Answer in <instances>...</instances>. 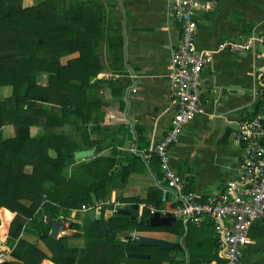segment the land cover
Returning <instances> with one entry per match:
<instances>
[{"label": "crops", "instance_id": "crops-1", "mask_svg": "<svg viewBox=\"0 0 264 264\" xmlns=\"http://www.w3.org/2000/svg\"><path fill=\"white\" fill-rule=\"evenodd\" d=\"M46 1L48 0H23L22 6L28 8ZM91 1L93 5L89 6V31L85 32L84 25L78 22L74 26V32L79 39L80 35L88 36V44L94 54L88 60H83L80 50L86 49L88 45L82 46V42L76 41L72 52L60 58L59 65L66 67L72 63L75 84L80 82L77 72L81 64L90 63L95 67L98 62L102 67L97 75L89 79L91 85L98 79V86L87 91L89 103H99L101 106L91 113L98 121H91L85 127H108L112 131L108 133L102 129V133L107 138H112L113 145L142 158L143 164L139 162L135 165L125 189H111L112 195H121L122 201L136 210L133 218L138 221L143 208L147 209L144 205L159 209H171L173 206L174 198L166 190L161 168L155 161L152 165L150 163L155 154L150 153L149 149L167 133L176 111L173 103L174 87L168 80L167 73L171 53L180 37L181 25L169 15L173 0ZM216 1L215 9L199 7L194 17L197 51H212L211 61L204 67L199 79L203 112L185 123L178 141L169 150L170 167L183 179L186 191L196 193L200 201L224 192L228 188L227 181L241 178L244 147L236 137L239 123L264 110V83L260 81L261 76L256 71L264 68V53H260L258 48L254 52L236 53L215 50L223 40L248 36L253 30L258 32L261 29L264 33V0ZM83 4L84 0H58L59 8ZM79 58L83 60L82 63ZM48 79V73L42 72L37 75L36 83L46 87ZM10 95V87L1 88L0 99L6 100ZM72 116L73 114L69 115ZM78 122L77 125L68 124L72 129L74 127L73 134H81V121ZM8 126L11 125L0 129L1 140L14 137L15 131L11 134ZM114 126L118 128L113 130ZM122 126L128 131L119 130ZM44 133V129L40 127L30 128L32 138ZM78 136L73 137L78 141ZM98 139L97 133L90 134V140ZM96 147L97 144L92 148L77 149L75 152L91 150L92 154L82 159L74 156L75 161L110 156L111 149L106 148L96 153ZM149 198L152 199L151 203H148ZM89 211L79 212L84 216ZM75 215L76 211H72L68 219L71 226L61 234L62 237H67L69 247L83 248L82 233L72 228L73 222H81ZM1 219L6 223L4 231L7 233L8 223L4 218ZM186 228L184 225L185 231ZM130 232L143 235L136 230L128 231ZM190 232L188 244L185 241L186 232L183 236H177L161 230L157 235L149 237L173 243L171 249L180 244L182 251L179 250L175 257L185 259L187 264L190 255L195 260L201 259V264L209 261L217 264L220 255L212 224L204 222L200 226L195 225ZM247 237L248 242L243 247L240 264H264V221L250 222Z\"/></svg>", "mask_w": 264, "mask_h": 264}, {"label": "trees", "instance_id": "trees-1", "mask_svg": "<svg viewBox=\"0 0 264 264\" xmlns=\"http://www.w3.org/2000/svg\"><path fill=\"white\" fill-rule=\"evenodd\" d=\"M22 1L0 0V90L5 86L11 88L10 97L0 99V129L5 125L15 129L14 137L0 139V214L7 223L13 218L6 239L12 260L7 264H41L43 260H49L45 264H187L185 259L175 257L182 251L180 244L165 250L141 246L135 240L123 243L116 233L157 228L177 236L186 232L188 244L190 230L195 227L192 222L183 224L176 219L170 225L153 227L145 223L149 211L143 208L137 221L132 206L124 208L130 214L116 212L107 220H103V215L97 219L94 214L82 216L79 212L83 204L113 199L111 189L123 191L135 165L143 161L139 155L113 145L102 128L85 127L98 121L91 113L101 107L99 103H89L87 98V91L98 86V79L93 85L89 83L90 77L102 68L98 62L95 67L90 63L79 66L78 84L73 83L72 63L66 67L59 65L60 58L72 52L76 41L88 45L80 50L83 60L94 54L88 36L80 35L79 39L74 32L78 22L84 25L85 32L89 31L92 1L84 0L85 4L70 8H59L58 0L24 8ZM42 72L49 76L46 87L36 83ZM70 114L75 118L69 117ZM78 121L81 134H73L74 127L68 124L77 125ZM33 126L44 129V135L32 138ZM119 130L128 131L124 126ZM95 133L99 139L90 140V134ZM76 135H80L78 141L83 143L74 139ZM95 144L96 153L109 148L110 156L75 161L77 149L92 148ZM154 161L160 167L155 155L150 159L151 165ZM26 167L31 168L30 172L25 171ZM114 199L122 201L121 195ZM151 202L152 199L148 203ZM72 211L82 222H73L72 228L82 233L83 248L69 247L66 236L55 239L49 235L46 217L67 221ZM101 221L109 224L106 237L100 236ZM25 226L36 232V243L22 236ZM135 253H147L149 257L138 258ZM221 262L219 257L217 264ZM201 263V259L195 260L190 255L188 264Z\"/></svg>", "mask_w": 264, "mask_h": 264}, {"label": "built area", "instance_id": "built-area-1", "mask_svg": "<svg viewBox=\"0 0 264 264\" xmlns=\"http://www.w3.org/2000/svg\"><path fill=\"white\" fill-rule=\"evenodd\" d=\"M199 7L215 9L217 1L173 0L169 7V15L181 25L180 37L171 53L167 73V78L174 87L173 103L176 111L167 133L150 147L149 152L157 156L166 190L172 193L174 201L171 209L144 206L150 215L159 213L161 216H171L184 224L192 222L200 226L204 222H210L221 264H240L243 247L248 242L249 223L264 221V110L239 123L236 137L244 147L243 173L240 179L227 181L228 188L224 192L200 201L196 193L186 191L183 179L169 165V150L178 141L185 123L203 112L199 79L202 70L211 61L212 51L199 52L196 49L194 17ZM263 43L264 36L253 30L248 36L219 42L215 50L254 52L256 46ZM256 71L261 76L260 81L264 83V68ZM126 206L127 203L118 199H98L93 204H83L81 210L93 211L96 218H101L105 209L108 215L103 218L108 219ZM11 220L8 221V227ZM137 237L136 232L126 235L116 233V238L123 243ZM4 251L10 253L11 249L4 246ZM4 251L0 252V257L4 255Z\"/></svg>", "mask_w": 264, "mask_h": 264}, {"label": "water", "instance_id": "water-1", "mask_svg": "<svg viewBox=\"0 0 264 264\" xmlns=\"http://www.w3.org/2000/svg\"><path fill=\"white\" fill-rule=\"evenodd\" d=\"M91 154H92L91 150H83V151L75 152L74 156L76 159H82L90 156ZM119 213L130 214V211L120 209ZM97 219H99V217H97ZM174 220L175 219L171 216H161L159 213H155L151 215L148 219H146V224L153 227H158V226L170 225L171 222H173ZM45 221L50 225L49 235L55 239L61 238L62 237L61 232H65L71 226L70 220L64 222L61 218L46 217ZM100 225H101L100 236L106 237L109 232V224L108 223L103 224V221H101ZM135 241L138 243V245L141 246H152L165 250H170L171 247H173L174 245L173 243L167 240H163L155 237L143 236V235L138 236L135 239ZM134 256L138 258H148L149 254L135 253ZM0 264H7V262L2 261L0 262Z\"/></svg>", "mask_w": 264, "mask_h": 264}, {"label": "rangeland", "instance_id": "rangeland-1", "mask_svg": "<svg viewBox=\"0 0 264 264\" xmlns=\"http://www.w3.org/2000/svg\"><path fill=\"white\" fill-rule=\"evenodd\" d=\"M258 34H261V35H263L264 36V33L262 32V30L261 29H259L258 30V32H257ZM259 49V52L260 53H264V43L263 44H261V45H257L256 46V48L255 49ZM262 56H263V54H262ZM263 58H264V56H263ZM104 124V123H103ZM9 128H10V132H11V134H13V132L15 131L14 130V127L11 125V126H8ZM102 129H105V131L106 132H111L112 130L111 129H109L108 127H104V125H102V127H101ZM114 129L113 130H115V129H117L116 128V126H114L113 127ZM30 170H31V168L30 167H26L25 168V171L26 172H30ZM111 198H117V195H112V193H111V196H110ZM95 201H97V200H94L93 202H95ZM4 209V208H3ZM1 210V209H0ZM7 210V209H6ZM9 211V210H8ZM88 213H90V215H92V214H94L93 213V211H89ZM102 215H103V217L104 216H107L108 214H107V212L106 211H104V213H102ZM13 219V218H12ZM100 219V218H99ZM81 220V219H80ZM2 223V219H1V214H0V224ZM82 222H78V224H81ZM103 224H105V222H103ZM8 229H9V227H8ZM159 228H157L156 230H142V232H140V234H143V235H147V236H152V235H157V233H159L161 230H158ZM7 233H8V231H7ZM7 233H5V235H4V237L2 238V239H4V240H2V239H0V244H2V245H4L5 247H9L8 245H7ZM109 233V232H108ZM123 233V232H122ZM124 234V233H123ZM125 235H126V233H125ZM22 236L24 237V239H26L28 242H30V243H36L37 242V234H36V232L35 231H33V230H31L30 228H28V227H24V230H23V232H22ZM10 248V247H9ZM11 249V248H10ZM4 253V255L2 256V257H0V260H2L3 259V261H6V262H8V261H10V260H12V258L10 257V253L8 252V251H5V252H3ZM2 253V254H3ZM1 255V254H0ZM2 262V261H1ZM41 264H45V260H43L42 262H41Z\"/></svg>", "mask_w": 264, "mask_h": 264}, {"label": "bare ground", "instance_id": "bare-ground-1", "mask_svg": "<svg viewBox=\"0 0 264 264\" xmlns=\"http://www.w3.org/2000/svg\"><path fill=\"white\" fill-rule=\"evenodd\" d=\"M5 227H6V223H4V221L0 224V239L3 238V235L5 234ZM4 240V239H2ZM4 251V245L0 244V252ZM5 252V251H4Z\"/></svg>", "mask_w": 264, "mask_h": 264}]
</instances>
